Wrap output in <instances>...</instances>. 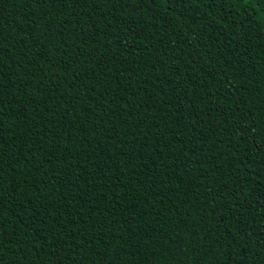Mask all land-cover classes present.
I'll use <instances>...</instances> for the list:
<instances>
[{"label": "trees", "instance_id": "trees-1", "mask_svg": "<svg viewBox=\"0 0 264 264\" xmlns=\"http://www.w3.org/2000/svg\"><path fill=\"white\" fill-rule=\"evenodd\" d=\"M257 250L264 0H0V264Z\"/></svg>", "mask_w": 264, "mask_h": 264}, {"label": "snow or ice", "instance_id": "snow-or-ice-1", "mask_svg": "<svg viewBox=\"0 0 264 264\" xmlns=\"http://www.w3.org/2000/svg\"><path fill=\"white\" fill-rule=\"evenodd\" d=\"M47 2L48 0H43V3L47 4ZM85 2H87V0H85ZM241 131L243 132V129H241ZM257 252L261 257L262 264H264V253H260L259 250H257Z\"/></svg>", "mask_w": 264, "mask_h": 264}]
</instances>
